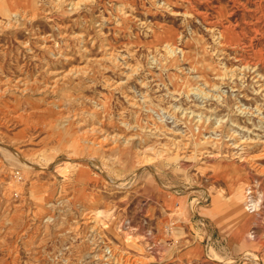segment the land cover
Returning <instances> with one entry per match:
<instances>
[{
  "label": "rangeland",
  "instance_id": "obj_1",
  "mask_svg": "<svg viewBox=\"0 0 264 264\" xmlns=\"http://www.w3.org/2000/svg\"><path fill=\"white\" fill-rule=\"evenodd\" d=\"M21 1L0 0V264L38 242L42 264H264V0ZM170 192L190 233L148 239Z\"/></svg>",
  "mask_w": 264,
  "mask_h": 264
},
{
  "label": "crops",
  "instance_id": "obj_2",
  "mask_svg": "<svg viewBox=\"0 0 264 264\" xmlns=\"http://www.w3.org/2000/svg\"><path fill=\"white\" fill-rule=\"evenodd\" d=\"M7 4H10L13 6V4H16L19 0H4ZM24 1V0H23ZM20 2H22L20 0ZM19 2V3H20ZM152 201V200H151ZM184 204H185V198L184 195H178L174 192H170L166 194L163 197H159L158 200L152 201V204L150 203V214L152 216V228L153 231L151 234L147 233L146 230L143 231L145 236L148 239H156V238H161L164 234L165 231H167V234L170 235L169 237L171 238V241H176L177 237L179 234L177 233L176 235L175 232H179L180 228L182 227L180 223H183L187 230V234L190 233L189 226L186 225L187 223L184 221L179 222L180 220L177 219L176 213L178 211L184 212ZM156 209V210H155ZM154 211H157L156 214L154 215ZM152 235V238H149V236ZM191 236V235H190ZM178 240L185 241V235L184 237L182 236L181 238H177ZM187 239V238H186ZM199 245V246H198ZM200 244H193L191 248H189L186 252V255L189 256H198L200 254Z\"/></svg>",
  "mask_w": 264,
  "mask_h": 264
},
{
  "label": "bare ground",
  "instance_id": "obj_3",
  "mask_svg": "<svg viewBox=\"0 0 264 264\" xmlns=\"http://www.w3.org/2000/svg\"><path fill=\"white\" fill-rule=\"evenodd\" d=\"M69 3V2H68ZM3 4V3H2ZM72 4H73V2H72ZM4 5V4H3ZM5 6V5H4ZM8 6V5H7ZM7 12V11H6ZM13 15V17L12 18H10V19H8L7 20V22H5V23H10V22H12V20L13 19H15V21L17 20V14H14V13H12ZM25 15V14H24ZM22 17V16H21ZM14 21V20H13ZM78 36V35H77ZM220 37V36H219ZM171 48V47H170ZM169 50V49H168ZM167 50V51H168ZM171 50V49H170ZM174 50V49H173ZM172 51V50H171ZM109 55L111 56L112 55V52H110L109 53ZM126 63V62H125ZM80 68V67H79ZM83 69V68H82ZM196 69V68H195ZM79 71H80V69H79ZM49 72H47V74H48ZM80 73V72H79ZM66 74H68V73H66ZM60 76H62V75H60ZM53 78V77H52ZM19 80H22V79H20V78H18ZM50 79V78H49ZM19 80H17V82L14 84V86L18 89V90H24L25 89V87H26V82L25 81H19ZM57 80H59V78H55V79H50V81H49V83L50 84H47V85H45L44 86V88H46L48 91H50V90H52V89H54V87H55V83H56V81ZM63 80V79H62ZM19 81V82H18ZM1 82H3L2 84H4V85H2V87H0V91L1 90H4V89H6V87H5V80L4 81H1ZM57 85V84H56ZM14 87V88H15ZM58 87V86H57ZM55 89H57V88H55ZM22 92V91H21ZM51 92V91H50ZM192 92H196L197 94H199L200 95V93H202V90H200V87H198V86H196V87H194V88H192ZM203 95H205V93H202ZM201 97V96H200ZM198 104V103H197ZM175 108V107H174ZM177 108V107H176ZM196 108V107H195ZM167 111H170V109L169 110H167ZM190 112V111H189ZM66 113H69V112H67L66 111ZM173 113V112H172ZM185 113V112H184ZM191 114H189L188 116H186L187 118H188V120L187 121H191L192 120V123L193 124H196V123H199V120H195V121H193V117H195V116H199L200 117V114L198 115V114H193L194 113V111H191L190 112ZM186 115V114H185ZM184 117V116H183ZM76 126L81 130V132H91V133H94V132H96L97 133V129H95V128H93V127H90V128H86L85 126L86 125H84V124H82V123H79L78 121L76 122ZM200 124V123H199ZM79 130V131H80ZM99 133V132H98ZM102 134V133H101ZM233 133H231V135H232ZM90 136V135H89ZM113 136V135H112ZM236 136V135H235ZM108 138V139H107ZM232 138V137H231ZM103 139H107V140H109V141H111V143H117V142H119V139H120V136L119 135H117V134H115V136H113V137H108V136H104V137H102L101 139H99L97 142H102V140ZM126 139V138H125ZM126 141V140H125ZM123 142V141H122ZM128 142V141H127ZM126 143V142H125ZM100 144V143H99ZM127 145H128V143H126ZM0 150H2V151H4V152H7L6 150H7V148H5V147H3L2 145H0ZM140 153V158H141V160H142V162H148L150 159L149 158H147L145 155H144V153H143V151H139ZM13 153H15V155H19L18 153H16V152H13ZM3 155V154H2ZM85 157V156H84ZM19 158V157H18ZM20 160H21V162L25 165V166H27V167H30V166H33L32 165V163L33 162H31V161H29V160H26V159H24V158H20ZM62 197V196H61ZM246 198V197H245ZM61 200L57 203V204H55V205H57V206H60V207H62L63 205H64V203H67L69 200H65V198H60ZM56 203V202H55ZM54 204H52V206H50V207H52V210L50 211L51 213V215H49L48 216V218H54V216L52 215V213H53V211L55 210V208L57 207V206H53ZM257 206V204L256 203H253L252 204V207L253 208H255ZM53 208H54V210H53ZM49 210V209H48ZM45 213H47V212H45ZM100 213H101V211L100 210H98V209H94V214H95V216L96 217H99L100 216ZM47 218V219H48ZM89 220V219H88ZM47 221H49V220H47ZM51 223V222H50ZM85 223V222H84ZM86 223H89V221L88 222H86ZM45 224V223H44ZM90 224V223H89ZM88 225V224H87ZM81 226V225H80ZM82 226H83V224H82ZM94 226V225H93ZM42 228H45V226L44 225H42L41 226ZM89 228V227H88ZM81 229V228H80ZM91 230V229H90ZM95 231V230H94ZM124 233H126V232H124ZM47 236V235H46ZM57 236V235H56ZM125 238L128 240L129 238H130V235H127V234H125ZM42 240V239H41ZM41 243L40 242H38V244L37 245H35L32 249H31V251H32V258H33V261L34 262H32V264H42L40 261H38V259L41 257V254L39 255V253H41ZM86 247V246H85ZM94 252V251H93ZM110 252V251H109ZM87 255H89V254H87ZM112 256V255H111ZM115 256V255H114ZM117 256V255H116ZM99 257V256H98ZM109 258V257H108ZM59 259V258H58ZM84 259V258H83ZM118 259V258H117ZM122 259V258H121ZM85 260H86V258H85ZM126 260V259H125ZM66 261V260H65ZM80 261V260H79ZM88 261V260H87ZM111 261V260H110ZM116 261V260H115ZM118 261V260H117ZM116 261V262H117ZM61 262V261H60ZM93 262V261H92ZM100 262V261H99ZM65 263H67V262H65ZM79 263V262H78ZM118 263H119V261H118ZM69 264V263H68ZM72 264V263H71ZM103 264V263H102ZM122 264H124V263H122ZM125 264H136V263H134L133 261H129V260H126L125 261Z\"/></svg>",
  "mask_w": 264,
  "mask_h": 264
}]
</instances>
